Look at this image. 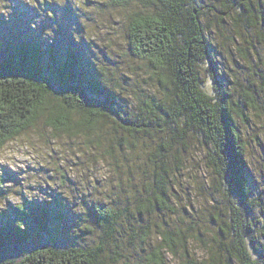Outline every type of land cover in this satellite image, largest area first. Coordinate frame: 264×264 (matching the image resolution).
<instances>
[{
  "label": "trees",
  "instance_id": "obj_1",
  "mask_svg": "<svg viewBox=\"0 0 264 264\" xmlns=\"http://www.w3.org/2000/svg\"><path fill=\"white\" fill-rule=\"evenodd\" d=\"M111 1L132 6L127 19L130 52L148 65L157 92L148 99L137 97L126 108L106 93L103 80L83 78L73 55L45 63L38 43L20 42L0 59V150L44 117L56 130L82 133L86 142L103 149L115 177L123 176L130 190L124 181L117 182L111 204L92 206L94 229L90 234L87 229L91 238L83 244H61L47 208L34 217L15 205L21 221L0 226V264H112L137 248L142 252L139 264H164L168 255L178 264H264V205L260 207L244 177V147L235 120L244 115L240 101L255 108L260 92L234 98L231 68L208 38L203 0ZM221 1L220 9L214 4L212 9L219 10L216 22L222 27L230 22L232 40L242 26L258 27L264 39V0ZM202 73L209 76V86ZM144 132L152 137L156 158L148 159L149 172L138 187L133 168L121 162L127 161L129 138ZM190 140L204 149L213 173L208 244L202 232L189 231L190 221L168 214L172 169L182 162ZM27 217L36 230L24 223ZM194 238L207 246L206 256L198 258L190 249Z\"/></svg>",
  "mask_w": 264,
  "mask_h": 264
},
{
  "label": "rangeland",
  "instance_id": "obj_2",
  "mask_svg": "<svg viewBox=\"0 0 264 264\" xmlns=\"http://www.w3.org/2000/svg\"><path fill=\"white\" fill-rule=\"evenodd\" d=\"M203 3L208 8L204 24L206 30L209 29L212 48L219 50L218 54L231 68L234 98L242 99L244 92H260L255 108H247L240 101L244 115H236L235 120L244 147V177L261 207L264 205V39L257 33L258 27L242 26L234 31L232 40L230 22L226 20L225 28L216 22L222 1L203 0ZM11 4L12 12L7 19L0 14V59L11 54L20 42H35L43 49L45 63L62 62L68 53L73 55L83 78L103 80L109 89L106 93H112L126 108H130L137 97L148 99L157 92L148 65L130 52L127 19L132 6H119L111 0H78L76 15L71 0H65L62 6L55 0H34L33 5L25 4L23 0H11ZM213 4L218 9L213 10ZM41 15L35 26L34 21ZM53 25L56 26L52 29L54 35L45 36L44 30L50 31ZM73 31H81L88 43L83 38L77 43L72 38ZM205 75L202 73L205 85L209 86V76ZM147 124L151 125L150 122ZM143 134L129 138V146L124 147L127 161L121 162L124 166L129 163L133 168L138 187L149 172L148 159L156 158L151 153L154 148L149 140L151 135ZM86 139L82 133L58 131L41 117L4 144L0 150V201L6 202L7 208L0 212V226L21 221L13 210L15 205L23 206L34 217L38 216L39 209L47 208L49 225L61 244L89 242L91 237L86 236L87 229L89 234L94 229L92 206L111 204L117 182L124 181L128 190L130 185L123 176L115 177L111 158L103 149ZM186 144L182 162L172 169L174 195L171 194L172 208L168 214L179 221H190V228L188 223L183 225L189 231L202 232L201 237L208 244L212 227L207 224V213L211 211L209 191L213 173L206 165L204 149L195 140ZM147 181L149 183L151 178ZM255 211L259 214L260 209L256 206ZM28 219L24 223L36 230L33 218ZM190 249L198 258L207 255V246L195 238L191 240ZM141 253L139 248L132 249L124 258L117 256L112 264H139ZM164 264L178 262L168 255Z\"/></svg>",
  "mask_w": 264,
  "mask_h": 264
},
{
  "label": "clouds",
  "instance_id": "obj_3",
  "mask_svg": "<svg viewBox=\"0 0 264 264\" xmlns=\"http://www.w3.org/2000/svg\"><path fill=\"white\" fill-rule=\"evenodd\" d=\"M23 2L27 5H33L34 3V0H23ZM49 2H52V0H49ZM55 3L57 5H63L65 3V0H55ZM71 3H72V6H73V9L75 10L76 12V15H77V12H78V0H71ZM12 12V4H11V0H0V14H3L4 18L7 19L9 14ZM42 18V15L41 17L39 18H36V20L34 21L35 23V26L36 24L39 23L40 19ZM117 19H120L119 16H117ZM33 23V22H32ZM31 23V24H32ZM56 26L53 25L52 28H50L51 30L50 31H45L44 30V35L47 36V37H52L54 35L53 33V28H55ZM35 28V27H33ZM72 38L77 42L79 43L81 38H83V40L85 42H87V40L84 39L83 37V34L81 33V31L77 32V31H73L72 32ZM88 43V42H87ZM91 60H92V57H91ZM98 74V73H97ZM99 75V74H98ZM210 83V81H209ZM12 199H15V197H13ZM7 208V203L6 202H3V201H0V212H3L5 211ZM253 259H256V257H253Z\"/></svg>",
  "mask_w": 264,
  "mask_h": 264
}]
</instances>
